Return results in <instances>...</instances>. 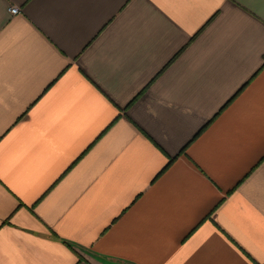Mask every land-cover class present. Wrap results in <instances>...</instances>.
Segmentation results:
<instances>
[{
	"label": "crops",
	"instance_id": "obj_1",
	"mask_svg": "<svg viewBox=\"0 0 264 264\" xmlns=\"http://www.w3.org/2000/svg\"><path fill=\"white\" fill-rule=\"evenodd\" d=\"M0 264H264V0H0Z\"/></svg>",
	"mask_w": 264,
	"mask_h": 264
},
{
	"label": "built area",
	"instance_id": "obj_2",
	"mask_svg": "<svg viewBox=\"0 0 264 264\" xmlns=\"http://www.w3.org/2000/svg\"><path fill=\"white\" fill-rule=\"evenodd\" d=\"M9 12H10L11 14H17V13H18V9H17V8H10V9H9Z\"/></svg>",
	"mask_w": 264,
	"mask_h": 264
}]
</instances>
